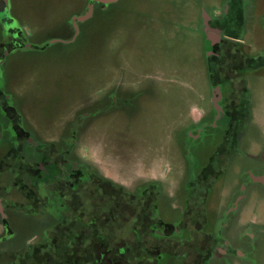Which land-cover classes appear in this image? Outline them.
<instances>
[{"label":"rangeland","instance_id":"1","mask_svg":"<svg viewBox=\"0 0 264 264\" xmlns=\"http://www.w3.org/2000/svg\"><path fill=\"white\" fill-rule=\"evenodd\" d=\"M13 1L11 12L26 32L33 34L32 42L58 40L44 50L19 52L23 73L18 78L14 76L7 88L15 99L23 101L24 111L35 117L40 127L47 119L59 121L85 101L90 104L91 98L100 101L114 86L134 94L143 92L130 121L121 114L106 115L99 121L103 130L100 136H104L98 140L106 143V154L113 152L107 159L116 158L115 150L110 148L112 140L128 147L122 144L126 140L133 153L132 162L137 164L133 170L121 162L118 181L138 185L142 178L152 175L161 176L170 185L179 179L185 162L180 148L188 135L186 130L211 119L213 98L222 97L219 106L233 121L241 97L244 120L251 113L246 125H242L245 132L241 148L245 153H255L264 145V65L253 67L251 63L252 57L264 50V0H246V33L241 41L226 38L211 48L200 28L204 23L202 14L211 18L207 20L209 32L217 37L222 26L216 24L214 16L222 12L224 0H117L104 11L89 9L91 14L80 23L78 31L69 24L70 19L85 15L92 0ZM74 32L73 40L66 43ZM11 61L15 66L16 57ZM220 85L221 94L211 90V86L217 89ZM221 120L223 116L218 121ZM223 124L215 122V127L209 128L214 130L216 142L200 148L202 157L220 142ZM124 129L130 130L126 137L111 138L112 131ZM193 132L197 134L198 129ZM97 145L102 147L98 142ZM95 148L93 144L91 150L98 163L100 155ZM252 164L247 156H234L224 178L213 180L209 200L194 196L188 202L182 198L157 202L163 219L179 224L182 232L177 236L158 237L150 228L155 224L154 202L145 198L121 200L116 212L111 195H105V187L96 188L89 181L85 198L76 208L82 217L69 213L60 229L48 232L57 222L55 217L39 218V214L18 219V233L9 243L0 245V251L14 252L3 264H27L26 259L28 264H65L70 255L72 261L82 260L80 264H95L100 252L108 249L107 256L119 254L124 264H155L156 250L166 252L162 264H264V186L248 189V199L241 210L227 218L233 225L227 238L239 245L242 227L252 220L261 226L258 248L250 250L242 245L246 253L243 261L207 256L208 234L217 225L215 210L219 203L228 202L239 170ZM65 230L71 231L69 235ZM27 240L45 245L29 246L23 252L12 248ZM71 241L75 245L68 249L66 242ZM101 241L109 244L99 246ZM123 247L126 248L117 249Z\"/></svg>","mask_w":264,"mask_h":264},{"label":"flooded vegetation","instance_id":"2","mask_svg":"<svg viewBox=\"0 0 264 264\" xmlns=\"http://www.w3.org/2000/svg\"><path fill=\"white\" fill-rule=\"evenodd\" d=\"M115 1L117 0L107 2L92 0L84 13H90V10L92 12L95 7L102 11L107 10L110 4ZM245 2L246 0H224L222 12L220 11L219 15L214 16L216 24L222 26L218 35L219 39L212 36L209 29H206V19L211 18H205V15L202 14L203 17H201L204 19L202 27L200 20L198 21L204 32L208 48L223 43L226 38L227 41L231 40L232 42L242 40V36L244 37L246 33L244 32L247 13ZM13 3V0H0V245L9 243L15 237L18 233L17 228H19L18 219L23 217L34 218L39 214V218L42 215L47 218L55 217L57 222L48 232L60 229L59 225L64 222L67 218L65 216L69 213V215L73 213L82 217L79 209L76 208H79L78 202H83L85 198L86 185L89 181H92L96 188L98 186L105 187V192H107L105 195H111L116 212L121 200L135 201L145 198L149 202H154L157 211H153L155 224L150 228H154L158 237L171 236L172 234L177 236L182 232L179 229V224L175 225L173 222L164 220L163 210L158 207L157 202H162L164 199L174 201L178 198L188 202L194 196L209 200L215 186L213 180L223 179L228 173L233 157L242 155L250 158L253 164L239 170L235 188L228 198V202L219 203L218 210H215L217 225L208 234L210 252L206 254L210 259L235 258L243 261L246 258V253L242 245L249 247L250 250L257 249L263 230L261 226L254 224L253 220L241 229L242 245L232 242L226 235L233 226L227 218L241 210L243 202L248 199V189L264 186V145H261L259 151L255 153H245L241 148V138L245 130L242 125L239 128H234L238 118L243 121L245 117V108H243L241 97L236 104L237 116L233 118V121L230 116L225 114L223 107L219 106L218 102L222 101V97L213 98L214 113L211 119L207 118L201 124L198 123L186 130L188 135L180 148L185 162L182 164V171H179V179L175 180L173 184L167 185L161 176L158 178V176L152 175L142 178L138 185L120 182L116 179L118 170H120L118 165L124 162L128 169L134 170L132 166L137 164L132 162L134 158L130 155L133 153H131L129 142L126 140H123L122 144L125 143L128 147L121 146L118 140H112L113 147L110 146V148L115 150L116 158L113 157L112 161L107 159L108 156H112L113 152L106 154V143H101L98 140L104 136H100L103 130L99 121L106 115L118 116L119 114L126 116L130 121L135 110L139 107L138 99L141 98L143 92L134 94L131 90L127 91L119 86H114L100 101L97 98H91L90 104H86L87 101H85L81 108H74L71 110V114L69 111V114L61 117L59 121L47 119L40 127L39 121L24 111L23 101L15 99L13 93L8 92L7 88L14 76L18 78L23 73L22 61L18 58L19 52L44 50L46 46L56 43L58 40L48 39L42 42H32L33 34L26 32L23 24L11 12ZM85 15H74L69 24L78 31L80 23H84L90 16L84 18ZM236 30L242 31L240 38L226 34L227 31L234 32ZM73 36H75V32L65 42H71ZM14 56L16 57L15 66L11 61ZM261 56H264V50L254 58ZM213 87L211 86V90H217L221 94V85L217 89ZM248 114L250 119V111ZM225 115L229 120H226ZM221 116L224 120L218 121ZM222 121L224 128L220 142L210 147L208 154L202 157L199 153L200 148L206 143L212 146L211 144L216 142L215 132L209 128H212L215 122ZM246 122L247 120H245ZM40 129L43 130L40 131ZM193 129H198L197 134L193 132ZM129 131V129L112 131L111 138H124ZM96 139L99 146L102 147H98ZM93 144L100 155L98 163H95L94 153L91 150ZM205 213L208 216V212ZM70 232V230H65L68 235ZM68 237L70 238V236ZM41 243L43 242L39 243L38 241L31 244L27 240V242H22L12 248L23 252L29 246L37 248ZM71 244L74 243L66 242V247L70 249ZM108 244L109 242L105 241L99 242V246ZM95 246L97 247V245ZM82 247L81 245L80 248ZM106 253L99 255V264H124L119 259V254L107 258L105 263ZM156 253L155 264H162L164 262H161L162 255L166 252L156 250ZM13 254L12 250L3 252L1 250L0 264L7 263L10 260L8 256ZM76 259L72 261L70 255L68 259L65 258V264H80L82 260ZM26 260L28 264L30 261Z\"/></svg>","mask_w":264,"mask_h":264},{"label":"trees","instance_id":"3","mask_svg":"<svg viewBox=\"0 0 264 264\" xmlns=\"http://www.w3.org/2000/svg\"><path fill=\"white\" fill-rule=\"evenodd\" d=\"M226 34L229 35V36L235 37V38L236 37H239L240 38L242 36V31L241 30L240 31L236 30L234 32L227 31ZM252 59H253V63H252V66L253 67H258V66H263L264 65V56H261L259 59H258V57H256V58L252 57ZM210 74H211V81H212L213 71H210ZM246 91H249V90H246ZM245 120H247V118ZM245 120L242 121V119L238 118V120L236 121V124H235L234 128L235 127L239 128L241 125H245ZM106 252H110V251L109 250H106V251H103V252L101 251L100 252V255L103 254V253L105 254ZM110 257L111 256H107L106 257L105 263L108 260L107 258H110ZM95 264H99L98 258L96 259V263Z\"/></svg>","mask_w":264,"mask_h":264},{"label":"water","instance_id":"4","mask_svg":"<svg viewBox=\"0 0 264 264\" xmlns=\"http://www.w3.org/2000/svg\"><path fill=\"white\" fill-rule=\"evenodd\" d=\"M107 1H113V0H103V2H107ZM89 15H90V13H87V14L84 16V18H85V17H88ZM82 18H83V17H82ZM206 18H207V16H206ZM206 26H207L206 29H210V27H208V25H207V19H206ZM217 32L220 33L221 31L218 30ZM216 38L219 39V36H217Z\"/></svg>","mask_w":264,"mask_h":264}]
</instances>
